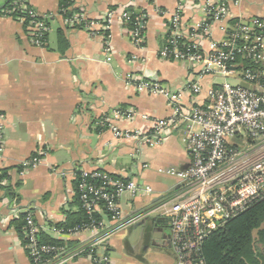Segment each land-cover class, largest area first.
Listing matches in <instances>:
<instances>
[{
    "label": "crops",
    "instance_id": "0c3cea01",
    "mask_svg": "<svg viewBox=\"0 0 264 264\" xmlns=\"http://www.w3.org/2000/svg\"><path fill=\"white\" fill-rule=\"evenodd\" d=\"M25 1L37 13L50 17L49 31L46 42L37 45L22 20L0 15V122L4 129L0 172L11 168L2 185L11 186L16 194L9 196L4 187L0 188V264H33L12 225L26 212L33 213L42 231L60 239L55 225L65 221L67 212L79 210L74 201L76 171L95 168L149 185L153 192L121 200V223L72 239L80 246L98 242L96 254L106 264H175L168 221L155 215H145L136 223L132 219L144 215L155 202L181 191L178 180L161 170L190 166L187 134L190 130L198 132L201 127L181 119L161 144L151 147L116 139L104 121L116 108L147 114L150 119L175 114L173 103L166 96L138 90L137 81L141 78L157 80L180 92L186 109L210 105V90L220 86L225 78L213 68L201 79L202 92L195 95L185 88L198 79L201 66L160 57L169 15L159 10L172 12L179 0H73L74 7L94 20L96 31L101 29L106 12L115 10L109 51H105L101 34L66 22L59 13L61 0ZM217 1L186 0L185 24L195 26L206 18L208 3ZM224 1L229 20L264 18V0ZM8 2L0 0V9ZM130 8L148 15L139 44L133 41L120 17L123 10ZM220 26L219 22L211 26L214 39L224 38ZM59 30L65 32V48L59 47ZM112 122L122 128L151 129V121L138 116ZM40 151L47 152L41 164L23 165ZM19 166H24L23 170ZM102 217L106 218L104 214ZM67 264L97 263L82 256Z\"/></svg>",
    "mask_w": 264,
    "mask_h": 264
},
{
    "label": "built area",
    "instance_id": "2783aa9c",
    "mask_svg": "<svg viewBox=\"0 0 264 264\" xmlns=\"http://www.w3.org/2000/svg\"><path fill=\"white\" fill-rule=\"evenodd\" d=\"M24 2L25 0H19ZM186 0H179L172 12L159 10L168 14V32L166 43L159 51L161 58L176 61H189L201 66L197 80L189 82L185 90L198 95L202 92L201 79L213 68H217L225 80L220 86L210 90L211 104L194 105L186 109L182 104V94L162 85L157 80L141 78L137 81L139 91H146L166 96L175 108V114L168 118L150 119L147 114L116 108L105 118V123L116 139L135 141L140 145L157 146L171 134L181 119L200 125L198 132L187 134L191 164L186 169L174 167L161 170L178 180L181 191L172 198L152 204L147 212L132 219L136 223L145 215L169 218L170 248L175 257V264H204L199 249L203 240L218 226L232 216L243 211L250 203L264 196V155L251 154L261 148H228L231 138L247 135L250 140L264 142V22L257 17L239 24L229 23V9L224 0L208 3L206 18L195 26H187L183 20ZM25 5V4H24ZM36 12L32 14L34 17ZM128 10L121 12L123 22L130 18ZM32 20L28 26L35 44L45 43V34L49 31L47 20ZM75 19H87L85 13L76 14ZM66 20V19H65ZM73 19L66 22L73 24ZM116 20L115 10L109 9L100 26L93 29V23L86 29L94 34H101L105 39V51H109V38L104 31L112 28ZM148 15L143 12L136 18L135 27L130 35L136 44L143 41ZM219 22L224 38L214 39L211 34L213 23ZM244 40V43H238ZM251 58L263 65L262 70L237 69L236 58ZM243 81L244 87L232 84L229 80ZM141 117L151 121L150 130L128 129L120 127L112 120L120 118L133 119ZM115 118V119H112ZM4 129L0 122V156L3 152ZM258 153V152H257ZM47 152L40 151L24 161L25 167H36L42 163ZM240 164H243L244 167ZM240 167V168H239ZM81 183V200L88 214L101 213L106 218L93 220L67 230L55 228L60 238L71 240L84 232H96L109 224H118L123 220L121 208L122 196L135 198L144 192H153L149 185L139 184L135 180L113 179L95 169H79ZM100 178L102 185L88 182V179ZM108 185L111 190L105 186ZM26 236L29 240L26 249L33 264H67L77 257L89 256L97 264H106L98 256L95 247L98 242L79 246L77 250L41 244L38 240L40 228L32 212H27ZM54 253V257H48Z\"/></svg>",
    "mask_w": 264,
    "mask_h": 264
},
{
    "label": "trees",
    "instance_id": "16d2710c",
    "mask_svg": "<svg viewBox=\"0 0 264 264\" xmlns=\"http://www.w3.org/2000/svg\"><path fill=\"white\" fill-rule=\"evenodd\" d=\"M25 4V5H24ZM112 10V9H111ZM131 16L124 22L129 29H133L136 25V18L144 11L135 9H127ZM36 11L26 2L23 3L19 0H9V2L0 9V15L13 17L18 20H22L25 28L27 29L32 20H43L44 16L36 12L33 17L32 14ZM60 15L66 19H73L76 14H80L81 11L74 7L73 0H61L59 7ZM258 20L264 22V18L257 17ZM48 24V20L46 21ZM92 19H75L72 27L86 29L87 25L93 23ZM242 20H230L231 25L241 23ZM47 24V25H48ZM105 35L109 38L110 31H104ZM48 33L45 34L43 40L46 42ZM59 47H66V36L63 30L58 31ZM244 43V40H238V43ZM172 59V58H169ZM237 63V69H251L253 71L262 70L263 65L260 62L254 61L251 58H242L237 55L235 62ZM251 141V140H250ZM228 148H235V146L228 143ZM38 154V153H37ZM36 154V155H37ZM34 155V156H36ZM23 170L24 166L17 167ZM11 168L2 169L0 172V188H5L9 196H16L11 186H4L2 182L9 178V171ZM100 172L107 174L113 179H121L124 181L130 180L114 174L107 173L101 169ZM75 179V197L74 201L78 205L79 210L77 212H67L66 219L62 223L55 225L56 228L69 229L76 225L88 224L93 220H102V214L95 212L88 214L83 207L81 200V191L79 184L81 183V177L79 170L76 171ZM88 182H93L98 185H102L103 181L100 178L88 179ZM111 190L112 187L105 185ZM27 212L22 214L19 218L12 221V225L17 234L22 240L23 245L26 247L29 240L26 236L27 224L25 217ZM123 221V220H122ZM121 221V222H122ZM38 240L41 244H48L56 247H66L68 250H77L80 246L77 240H67L65 238H54L45 231L38 232ZM260 245L264 246V196L250 203L243 211L229 218L222 225L213 230L202 242L199 249L200 257L203 259L204 264H264V251L260 249ZM27 250V249H26ZM27 253L31 259V255L27 250ZM96 253V252H95ZM48 257H54V253L46 255ZM32 261V259H31Z\"/></svg>",
    "mask_w": 264,
    "mask_h": 264
},
{
    "label": "rangeland",
    "instance_id": "374dc122",
    "mask_svg": "<svg viewBox=\"0 0 264 264\" xmlns=\"http://www.w3.org/2000/svg\"><path fill=\"white\" fill-rule=\"evenodd\" d=\"M40 45H42V44H40ZM230 144L235 146V148H247V149L248 148H261V150H258V151L251 154L252 156L253 155L255 156L253 158H256L258 154L264 155V142H261V141L260 142L259 141H253L252 142V141H250V138H248L247 135H241V136L236 135V136L232 137ZM240 165L242 166L243 164H240ZM243 167H244V165L242 166V168ZM161 176L167 177L165 175H161ZM127 198H129V196L127 194L122 196V200H126ZM142 246H143V243L141 242L140 247L143 248ZM259 247L262 251H264V246L260 245ZM144 248H145V246H144ZM121 257H122V255H121Z\"/></svg>",
    "mask_w": 264,
    "mask_h": 264
},
{
    "label": "water",
    "instance_id": "95a60500",
    "mask_svg": "<svg viewBox=\"0 0 264 264\" xmlns=\"http://www.w3.org/2000/svg\"><path fill=\"white\" fill-rule=\"evenodd\" d=\"M232 84H240V85H242V86H244V87H249V84L248 83H246V82H243V81H236V80H233V79H231V80H229ZM164 219H168L169 220V218H164Z\"/></svg>",
    "mask_w": 264,
    "mask_h": 264
},
{
    "label": "flooded vegetation",
    "instance_id": "af4514ba",
    "mask_svg": "<svg viewBox=\"0 0 264 264\" xmlns=\"http://www.w3.org/2000/svg\"><path fill=\"white\" fill-rule=\"evenodd\" d=\"M166 221H168V225L170 224V221L168 220V219H165ZM168 225H166V226H168Z\"/></svg>",
    "mask_w": 264,
    "mask_h": 264
}]
</instances>
